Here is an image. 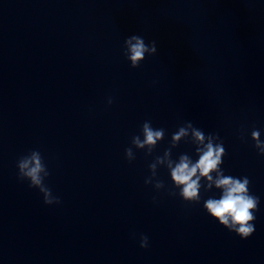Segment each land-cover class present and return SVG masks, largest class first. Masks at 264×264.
<instances>
[{
  "label": "water",
  "instance_id": "obj_1",
  "mask_svg": "<svg viewBox=\"0 0 264 264\" xmlns=\"http://www.w3.org/2000/svg\"><path fill=\"white\" fill-rule=\"evenodd\" d=\"M131 35L157 47L137 68L124 56ZM145 121L165 137L129 163ZM186 122L219 135L225 175L249 178L260 200L249 238L204 210L219 190L187 203L165 166L163 188L145 184ZM253 129L264 141V0H0V212L40 264H264ZM32 150L59 204L18 179ZM181 154L198 158L183 140Z\"/></svg>",
  "mask_w": 264,
  "mask_h": 264
},
{
  "label": "clouds",
  "instance_id": "obj_2",
  "mask_svg": "<svg viewBox=\"0 0 264 264\" xmlns=\"http://www.w3.org/2000/svg\"><path fill=\"white\" fill-rule=\"evenodd\" d=\"M156 42L146 43L139 35H131L124 41V56L130 62L132 68H137L145 60L146 56L155 55ZM108 99V104H112ZM141 135L143 139H141ZM141 135L132 137V147L125 149V157L131 163L135 159L133 147L137 150H145L146 155H151L159 142L165 137L163 128L154 129L150 121H145L141 126ZM258 129L251 131V140L258 154L264 156V141L260 138ZM241 139L243 137L241 136ZM191 143L195 148V161L188 154H181L178 160L172 159V149L181 141ZM223 141L218 134L205 133L194 127L191 122L172 134L170 147L164 151L163 156H157L149 169L151 176L145 179V184H152L159 190L164 187L163 181L156 180L158 166H165L169 173L173 186L179 190L178 195L187 203H199L201 189L205 192L213 188L219 190V198L209 197L204 201L203 208L206 213L228 231L235 233L241 239H247L255 231V213L259 210V197L249 190L250 180L247 176L234 177L225 175L221 165L226 155ZM18 179L27 180L29 188L38 189L43 195L45 205L59 204V197L54 196L52 190L45 184L50 175L43 156L38 150H32L27 155L21 156L17 161ZM202 181L204 183H202ZM176 195L177 193H170ZM148 237L140 236V247L147 248Z\"/></svg>",
  "mask_w": 264,
  "mask_h": 264
}]
</instances>
